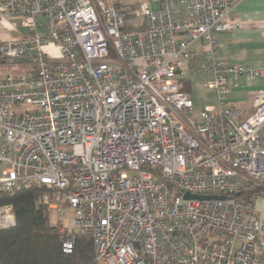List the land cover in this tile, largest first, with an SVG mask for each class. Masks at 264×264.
<instances>
[{
  "label": "built area",
  "instance_id": "1",
  "mask_svg": "<svg viewBox=\"0 0 264 264\" xmlns=\"http://www.w3.org/2000/svg\"><path fill=\"white\" fill-rule=\"evenodd\" d=\"M234 7L149 0L126 29L118 0H0L25 32L0 40V68L27 65L0 71V196L49 189L63 252L81 232L97 264H264V89L245 120L226 97L231 78L264 69L220 61ZM194 73L217 93L196 118L179 79ZM15 225L0 204V231Z\"/></svg>",
  "mask_w": 264,
  "mask_h": 264
},
{
  "label": "trees",
  "instance_id": "2",
  "mask_svg": "<svg viewBox=\"0 0 264 264\" xmlns=\"http://www.w3.org/2000/svg\"><path fill=\"white\" fill-rule=\"evenodd\" d=\"M138 7H122L126 29L141 27L135 15ZM185 83L191 92V80ZM46 191L49 189L44 186L32 185L1 194L0 204L12 205L16 225L0 231V264H97L93 239L81 232L75 235L73 252H63L62 236L51 222L48 207L40 203Z\"/></svg>",
  "mask_w": 264,
  "mask_h": 264
},
{
  "label": "crops",
  "instance_id": "3",
  "mask_svg": "<svg viewBox=\"0 0 264 264\" xmlns=\"http://www.w3.org/2000/svg\"><path fill=\"white\" fill-rule=\"evenodd\" d=\"M107 4L110 0H104ZM149 0H118L122 7L147 3ZM233 19L235 27L220 35L222 44L220 61L224 65H243L252 69H264V0H234ZM13 23L0 17V40H10L25 33L13 30ZM200 44H195L192 50H199ZM16 72L19 68L8 66ZM7 67V68H8ZM6 68V67H2ZM1 71V70H0ZM196 74L192 81L191 94L195 106L203 108L207 105H217V93L206 87L214 78L213 74ZM204 80L206 82H204ZM201 81L205 84L202 85ZM230 92L226 95L231 107L241 113L240 120L247 119L254 111L253 92L264 89V79H250L242 75L237 81L230 79ZM257 213L264 219V191L257 204Z\"/></svg>",
  "mask_w": 264,
  "mask_h": 264
},
{
  "label": "rangeland",
  "instance_id": "4",
  "mask_svg": "<svg viewBox=\"0 0 264 264\" xmlns=\"http://www.w3.org/2000/svg\"><path fill=\"white\" fill-rule=\"evenodd\" d=\"M132 6H134V5H132ZM128 7H130V6H128ZM124 8H127V7H124ZM47 51L50 54V59H57L58 58L59 51L57 49H52L51 48V49H48ZM19 68L22 69V70H24V69L27 68V65H21V66H19ZM20 69H18L16 72H18ZM0 70L2 72H9V71L14 72V69L12 67H8V68H2L1 67ZM195 77H196V74H188V75H181L179 77V79L183 83V87L187 90L186 83L185 82L190 81V80L194 81L195 80ZM202 82L203 81H201V83ZM204 82H206V81L204 80ZM204 82L202 83V85L205 84ZM200 110H201V107L200 106H196L195 107V110H194L195 111V116H192V117L193 118H196L197 117V114L200 112ZM262 189H264V186H262Z\"/></svg>",
  "mask_w": 264,
  "mask_h": 264
},
{
  "label": "water",
  "instance_id": "5",
  "mask_svg": "<svg viewBox=\"0 0 264 264\" xmlns=\"http://www.w3.org/2000/svg\"><path fill=\"white\" fill-rule=\"evenodd\" d=\"M178 74H180V72H178ZM185 198L187 199H200V200H209L211 198H215V197H211V196H193V195H189L187 194L185 196ZM217 198H221V197H217Z\"/></svg>",
  "mask_w": 264,
  "mask_h": 264
}]
</instances>
